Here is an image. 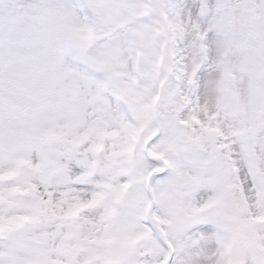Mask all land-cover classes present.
Returning a JSON list of instances; mask_svg holds the SVG:
<instances>
[{"label":"snow or ice","instance_id":"1","mask_svg":"<svg viewBox=\"0 0 264 264\" xmlns=\"http://www.w3.org/2000/svg\"><path fill=\"white\" fill-rule=\"evenodd\" d=\"M0 264H264V0H0Z\"/></svg>","mask_w":264,"mask_h":264}]
</instances>
